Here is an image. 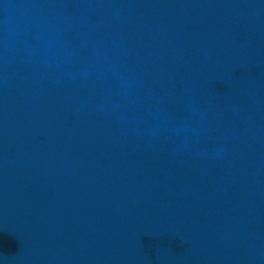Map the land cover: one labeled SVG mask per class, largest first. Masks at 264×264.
Here are the masks:
<instances>
[{
	"label": "water",
	"instance_id": "obj_1",
	"mask_svg": "<svg viewBox=\"0 0 264 264\" xmlns=\"http://www.w3.org/2000/svg\"><path fill=\"white\" fill-rule=\"evenodd\" d=\"M0 264H264V0H0Z\"/></svg>",
	"mask_w": 264,
	"mask_h": 264
}]
</instances>
